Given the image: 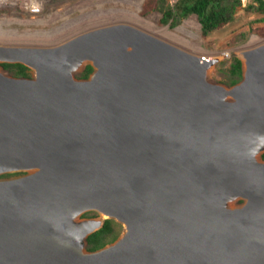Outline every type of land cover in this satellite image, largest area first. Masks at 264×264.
<instances>
[{"label": "water", "instance_id": "95a60500", "mask_svg": "<svg viewBox=\"0 0 264 264\" xmlns=\"http://www.w3.org/2000/svg\"><path fill=\"white\" fill-rule=\"evenodd\" d=\"M1 53L0 264H264V42L231 86L124 22Z\"/></svg>", "mask_w": 264, "mask_h": 264}, {"label": "rangeland", "instance_id": "374dc122", "mask_svg": "<svg viewBox=\"0 0 264 264\" xmlns=\"http://www.w3.org/2000/svg\"><path fill=\"white\" fill-rule=\"evenodd\" d=\"M31 1L35 0H0V24L4 30V34H0V44L53 46L94 28L130 23L191 53L210 58L220 56L210 69V77L231 86L233 80L239 82L242 78L231 73L233 57H238L241 49L264 42V21H259L264 15L247 10L251 0H241L234 19L209 35L202 33L196 15H190L174 27L162 23L155 0H38L41 11L36 14L27 7ZM176 1L167 0L172 5ZM7 70L12 76H23L15 74V68ZM83 71L76 73V77L83 78ZM28 73L29 77L34 76L33 69ZM98 216L96 211L83 214V217ZM118 228L120 235L123 226L120 224Z\"/></svg>", "mask_w": 264, "mask_h": 264}, {"label": "trees", "instance_id": "16d2710c", "mask_svg": "<svg viewBox=\"0 0 264 264\" xmlns=\"http://www.w3.org/2000/svg\"><path fill=\"white\" fill-rule=\"evenodd\" d=\"M157 9L161 12L162 16L160 21L164 24H169L174 27L179 25L182 20L190 15H196L201 30L204 35H209L214 30L221 26L231 22L234 17L237 8L241 5V0H177L173 5L169 4L167 0H155ZM247 10L254 11L264 15V0H251L246 6ZM264 21V16L259 19ZM2 65L7 69H17L15 74L29 77L28 70L30 69L22 63H7ZM93 71L91 65H87L82 73V77L86 78ZM231 73L242 76V62L237 57H233V63L231 65ZM238 82L233 80L232 83ZM264 158V153L262 154ZM3 174L2 176H4ZM117 227V228H116ZM120 224L106 219L104 225L88 236V249L95 250L104 245L114 241L119 236Z\"/></svg>", "mask_w": 264, "mask_h": 264}, {"label": "bare ground", "instance_id": "6f19581e", "mask_svg": "<svg viewBox=\"0 0 264 264\" xmlns=\"http://www.w3.org/2000/svg\"><path fill=\"white\" fill-rule=\"evenodd\" d=\"M124 18V17H123ZM142 27V26H141ZM0 34H4V30H2L1 29V24H0ZM12 34L13 35H15L14 34V32H12ZM254 39H255V37H253V41H254ZM258 40V39H257ZM256 42V41H255ZM257 43V42H256ZM260 43V42H259ZM258 45V44H257ZM250 48V47H249ZM249 48H245V49H241V50H239L238 51V53L242 56L243 55V52L245 51V50H247V49H249ZM1 55V58H9V56H7V55H5V54H3V53H1L0 54ZM98 225V223H97V219L96 220H92V221H84L83 222V227H84V229H86V230H91V229H93V228H95L96 226Z\"/></svg>", "mask_w": 264, "mask_h": 264}, {"label": "built area", "instance_id": "2783aa9c", "mask_svg": "<svg viewBox=\"0 0 264 264\" xmlns=\"http://www.w3.org/2000/svg\"><path fill=\"white\" fill-rule=\"evenodd\" d=\"M28 9L30 12L36 14L41 11V4L39 3L38 0L31 1L30 3L27 4Z\"/></svg>", "mask_w": 264, "mask_h": 264}, {"label": "flooded vegetation", "instance_id": "af4514ba", "mask_svg": "<svg viewBox=\"0 0 264 264\" xmlns=\"http://www.w3.org/2000/svg\"><path fill=\"white\" fill-rule=\"evenodd\" d=\"M16 174H20V173H15V172L14 173H7V174L4 175V177L10 176V175H16Z\"/></svg>", "mask_w": 264, "mask_h": 264}]
</instances>
